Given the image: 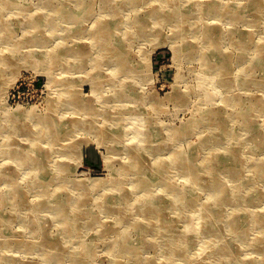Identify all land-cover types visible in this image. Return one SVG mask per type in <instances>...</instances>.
Listing matches in <instances>:
<instances>
[{"label":"rangeland","instance_id":"rangeland-1","mask_svg":"<svg viewBox=\"0 0 264 264\" xmlns=\"http://www.w3.org/2000/svg\"><path fill=\"white\" fill-rule=\"evenodd\" d=\"M3 1L0 22L8 20L10 33L3 36L1 30L0 53L11 62L3 67L0 81L12 78V84L0 91V215L15 218L0 227V255L17 257L20 264H192L200 260L209 236L195 232L197 218L190 211L196 203H206L218 189L208 184L209 179L201 191L190 184V179L206 175L200 162L217 150L219 156L211 164L218 167V159L227 157L228 143L235 141L230 137L243 139L241 161L245 167L241 176L236 179L230 172L222 174L216 167L209 176L220 177L229 191L238 190L235 194H256L245 193V177L255 183L250 165L254 159L264 158V149L255 147V132L237 117L247 115L258 131H264V107H258L259 100L264 101V85L240 83V77L264 83V61L250 64L264 59V6L257 17L248 6L258 0H173L188 14L169 23V5L162 0ZM222 8L229 14L220 11ZM235 13L237 16H233ZM67 15L73 17L72 22L65 19ZM37 16L50 22L35 27L32 19ZM99 22L114 26L120 22V31L114 29V41L126 52L120 67L117 61L105 60L95 65V59L107 54L102 47L95 49ZM142 26L146 35L136 31ZM206 28L219 29L218 47L220 54L229 58L234 78L231 84L219 83L220 76L211 66L217 61L215 56L205 59L209 53L203 40ZM125 29L132 31L130 38H124ZM250 37L252 41L248 42ZM239 40L249 48L242 51L236 43ZM61 48L91 50L93 58L73 51L67 55ZM15 72L18 75L11 77ZM112 75L115 77L108 83ZM19 109L23 113H18ZM48 116L65 124L57 143H50L41 131L42 137L30 132L38 131L36 123ZM221 119L227 125L219 135L227 133V137L210 139L209 131ZM76 120L84 123L75 125ZM38 138L43 150L50 151L44 159L46 176L41 184L36 179L37 162L20 156ZM259 139L255 137L257 144ZM132 142L136 146L155 144L150 159L157 163L167 159L164 169L151 174L146 171L144 176L123 172L122 166L130 164L131 152L122 144ZM163 143V149L157 148ZM8 144L26 147L12 153ZM224 145V149H218ZM189 158L196 160V173L184 169L179 172L177 160ZM55 160L63 162L59 171ZM15 173L20 190L26 192L23 200L18 197L20 192L13 197L12 190L13 198L8 199V179ZM200 181L205 183L204 178ZM60 184L68 188L56 197L54 191ZM255 184L261 190L264 179L260 177ZM44 188L46 194L41 197ZM229 191L222 198L233 196ZM69 199L77 202L75 213L86 223L82 226L80 222L71 236L65 234L66 226L54 208L55 201ZM191 200L195 203H189ZM240 205L262 212L264 198L256 204L227 202L223 207L230 214ZM215 206L219 208V203ZM237 215L242 221L245 212ZM253 234L258 242L254 251L246 247L248 234L238 242L243 245L244 256L264 263V242L259 243L264 225ZM44 235L58 238L57 242L62 241L80 257L49 253ZM225 236L231 237L230 233ZM87 249L92 254L87 255ZM83 253L87 257H82ZM207 264H219L218 255L214 254Z\"/></svg>","mask_w":264,"mask_h":264},{"label":"bare ground","instance_id":"bare-ground-1","mask_svg":"<svg viewBox=\"0 0 264 264\" xmlns=\"http://www.w3.org/2000/svg\"><path fill=\"white\" fill-rule=\"evenodd\" d=\"M2 1V6L5 5V2L3 0ZM165 3H167V5H169V13L166 14V21H169V23L176 21V19H178V17H182L183 15H186L188 13L184 12L183 10H180L178 8V5H176L174 2H171L173 0H162ZM261 6H264V2L263 0H258L257 3H254L248 6V10L250 13H255L256 15L259 13H262V9ZM212 9H210L211 11ZM217 10V9H216ZM220 11L224 12L225 14H229L227 13L229 10L228 9H220ZM212 12V11H211ZM59 15H63V13L58 12ZM90 13V12H88ZM259 14L257 17H259ZM233 16H237V14L235 13ZM68 18L69 22L73 21V17L72 16H66L65 19ZM33 23L35 25V27L41 25L44 21H49L47 18H38L34 17L33 19ZM157 21V20H156ZM50 22V21H49ZM96 22V21H95ZM9 24L8 20L4 21L3 23L0 22V33L1 30L3 29V36H8V34L10 32H8L9 30ZM126 25V23H124V26ZM145 26V25H144ZM143 27V26H142ZM120 22H116L115 26L114 23L112 25V23H105V22H99L97 24V32L100 33L98 42H97V46H95L97 50H99V47H102L101 50L102 51H107L105 55V57L102 59L97 58L95 59V65L96 66H100L103 61L105 60L106 62H119V67L121 66L122 62H123V56L125 55L126 52H124L123 50V46L121 43H116L114 40V33L115 30L117 29L118 31H120ZM146 28V26H145ZM136 31L139 32V35H146V31L143 28H138L136 29ZM135 31V32H136ZM132 31H127L126 29L123 32V36L124 38L126 36H129L130 38V34ZM137 32V34H138ZM181 33H183L181 31ZM220 37V32L219 29L217 28H206V31L204 33L203 36V40L207 43V47L209 48V53L206 54L205 59L208 60L210 56H215L217 58V61L215 62V64L211 65L213 70H214V74L219 75L220 76V81L219 83L223 86L227 85V84H231V81H234L233 78V74L229 65V58L226 55L220 54V47H218V39ZM129 40V39H128ZM244 40H245V36H244ZM244 40H239L236 43L239 45L240 44V48L242 51H245L246 48L249 46L247 44L246 47V43ZM248 42L252 41V38H248L247 39ZM107 41H110V45H107ZM222 40L220 39L219 42H221ZM247 42V41H246ZM263 49H264V44L262 45ZM249 48V47H248ZM81 52L78 53L79 55L82 54H90L91 56V50L85 51L84 48H80L78 49H74V50H70V49H62L61 48V52H65L67 53V55H70L68 53L70 52ZM128 52V51H127ZM188 53H192V52H188ZM130 56V55H129ZM92 57V56H91ZM93 58V57H92ZM91 58V59H92ZM85 62V60H83ZM264 61V59H255L252 63L250 64H254V65H258V63ZM11 62V59L5 58V56H2V54L0 53V80L2 79V69L3 67H5V65L7 63ZM83 65V63H81ZM113 67L115 68V65H113ZM18 75V73H12V76H16ZM115 75H112L111 77L107 78V82L111 83L112 80L114 79ZM240 79H242V81L240 83H242L244 86L247 85H256V86H262L264 85L263 82L261 81H255L252 78H246V77H240ZM6 80V79H5ZM4 80V81H5ZM4 81H0V91L2 90V88H4L6 85L9 87L12 84V78H10L9 80H7L6 82ZM75 99V98H74ZM262 100V101H261ZM261 100H259L258 102V107H264V101L261 98ZM89 110V109H88ZM22 111H20V109L18 110V113H21ZM23 113V112H22ZM89 112H87L88 114ZM11 116L14 119H17V116L15 114H11ZM90 116V115H89ZM239 117H237L238 120H244L245 122L248 123V127L252 132H255V136H254V141L253 144L255 145L256 148L260 149H264V131H258L256 125L252 124L251 121L249 120V118L247 117V115L245 114H241L238 115ZM91 118V117H88ZM87 118V119H88ZM31 119H35L31 116ZM42 119V120H41ZM39 119V121L36 123V126L38 127V131L37 130H30L31 133L36 134L38 133L39 136L42 137V134L44 135V137L50 142V143H54L56 142V137L59 136L60 133L64 132V125L62 124V122L58 121L57 118L53 117V116H48V118H41ZM18 121V120H17ZM67 123V121H65ZM105 122H109V120L107 118H105ZM82 123H84V121L81 120H76L74 122L75 125H82ZM103 125H105L104 123H102ZM202 125H206L207 124H201ZM227 122L223 119L219 120L217 122V126L216 128H212L209 132L211 134L210 139H214V140H219L220 137H227V133H224L223 136H220L219 134L223 131V129L226 127ZM43 126V129H42ZM109 126V125H107ZM31 129V127H30ZM217 129V131H216ZM41 131V133H40ZM102 131H107L106 129H102ZM108 133V132H107ZM117 133H114L112 136L114 138H117ZM255 137L260 138L258 144L255 142ZM231 140H235V141H230L228 143V150L226 151L225 155L227 157L224 158H220L218 159V161L220 162L219 166L216 167L215 164H211L212 160H216L219 156V152L216 150V154L215 155H209L206 156L204 161L200 162V167L204 170V172L206 173L205 177H197L196 179H194L193 181L190 179V184L192 186H195L199 191H201L202 189H204L207 185V181L209 179V183L211 186L217 187L218 189L212 194L210 195V197L208 198L207 202H199L196 203L195 206L193 207V210L190 211L191 215L196 217L197 220L194 223V227H195V232H197V234L200 233H206L209 236V239L206 240V245L204 247H206V251L204 250L203 253V257L200 260H194L192 262V264H207L208 259H210L214 254L218 255V260H219V264H264L262 262H259V260L256 259H252L250 257L244 256L243 255V250L242 248V244L238 242L239 238L242 236H245L246 234H248L250 237L246 243V247L250 246L253 251L254 249H256L258 247V242L255 238H252V236L254 235L253 233L258 231L259 229H262V225H264V211L260 212V211H255L252 208H247L249 207L248 205H240L237 206L236 208H234L232 210L233 213H226V209L223 207V205L227 202H230L232 204L235 203H258L260 201H262V199L264 198V188H262L261 190L256 187L257 181H260V177L261 179H264V158L261 159H254V161L251 163L250 165V169H254L255 173V183L253 182L251 177L246 176L245 177V185L247 187V189H244L245 193L248 194L249 192H255L256 194H254L253 196H243V195H238L235 194L236 192H238V190L233 191L232 190H228V188H226V186H223V180L220 179V177H211L209 176V174H211L215 167L222 172V174L224 172H230L232 175L236 176V179L241 176V173L243 172V169L245 167V162L241 161L242 158V149L245 146V141L243 139H235L233 137H230ZM57 143V142H56ZM32 146L26 148V150H24L22 153H20L21 158H25V159H33L35 162H37L36 166H37V176L36 179L37 181L41 184L44 183L45 181H43V179L45 178V174H44V170H43V166L45 164L44 159L47 158L48 156H50V151H46L43 150V145L40 143L39 138L38 139H34L31 141ZM160 144L158 145L157 148H164V145ZM167 144V143H166ZM6 145V144H5ZM124 145L122 148H126V149H130L131 152V156H130V164L128 165H124L122 166V171L127 173L129 171L133 172L134 174H138L140 176H144L146 174V171H148L150 174L156 171H160L162 169H164L166 163H167V159L166 160H161L159 161V163L155 161H153L152 159H150V151L151 149H154V145L152 144L150 146H145L143 144H140L138 146H136L134 144V142H132V144H122ZM9 146V148L12 150V153H18L22 151L23 148H25L26 146H23L22 149L19 146H15L13 145H7ZM226 147V145H224V147H219L218 149H224ZM45 151V152H44ZM145 152V155H144ZM51 154H53V152H51ZM44 156V157H43ZM59 161H54L55 167L58 166V171L59 169H62L64 167L63 162ZM176 161V159L174 160ZM195 158H189L187 159V161L184 160H177L176 165L181 166V169L179 170V172H181V170L184 169L185 170H189V171H194L196 173V162H195ZM228 163H227V162ZM148 162H152L155 164H151L148 165ZM62 163V164H60ZM66 163V162H64ZM175 165V166H176ZM174 167V166H172ZM57 171V173H58ZM17 174L15 173L14 175H11V177L8 179V182L11 183V185L8 187V191L10 193V190H12V194L13 193H17L20 192L18 194V197L20 199H24L26 197V192H22V190H20L19 187V181H18V177L16 176ZM58 177V175L56 176ZM55 177V178H56ZM200 178L203 179L204 178V182L200 181ZM35 179V180H36ZM57 179V178H56ZM29 181V180H28ZM34 182L31 181L30 185ZM255 185V186H253ZM68 188V186H67ZM63 184H60L59 188L56 189L54 191V194L56 195V197H59L60 193L64 190L67 189ZM18 189V190H17ZM17 190V191H16ZM231 192L233 194V196L231 197H224V195H227V192ZM8 193V194H9ZM132 193V192H131ZM134 193V192H133ZM42 194L45 195L46 191L45 188L41 191V197ZM213 195H216V197H213ZM239 196H243V197H239ZM14 197V194H13ZM11 193L8 197V199H11ZM186 202V200H185ZM54 204V208H55V215L57 217H59L60 221L66 226V230L68 231V233L65 232V234L67 235H73L74 233L76 234V230L77 227L79 228L80 222L82 223V221L80 220V216L77 215V213H75L79 208L77 206V202H75L72 199L66 200L65 202H57L55 201ZM189 203H195L194 200L189 201ZM215 203H219V208H217L215 206ZM99 204L102 206V203L99 200ZM58 207V208H57ZM243 208V209H241ZM225 209V211H224ZM239 211L245 212V217L242 221H240L239 217H238V213ZM175 214L177 215V211H175ZM15 218V217H14ZM13 215H11L10 217H4L2 215H0V227L4 226L6 227L7 225H9L13 220ZM5 223V225L3 224ZM93 223V222H92ZM86 225L85 222L82 223V226ZM110 230V228L108 227V229H105L106 232H108ZM104 232V231H103ZM225 233H230L231 237H227L225 236ZM245 234V235H244ZM47 237L46 241L47 244L49 246V253H55V255L61 257V256H72V257H80L78 253H72L70 252V250L64 246V244L62 243V241L57 242V239L52 238L51 236L48 235H44ZM75 237L77 238V235H75ZM264 242V237L262 239H259V243L260 245H263ZM177 243H174V246L177 247L176 245ZM203 247V248H204ZM91 249H87L85 251V253L87 255L92 254L91 253ZM83 253L82 257H87V255ZM14 262H16V264H20V259L17 257H11V256H7L4 257V255H0V264L4 263V264H13Z\"/></svg>","mask_w":264,"mask_h":264}]
</instances>
